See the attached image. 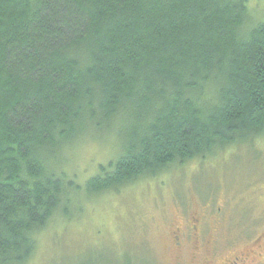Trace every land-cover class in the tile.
I'll use <instances>...</instances> for the list:
<instances>
[{
    "label": "trees",
    "instance_id": "obj_1",
    "mask_svg": "<svg viewBox=\"0 0 264 264\" xmlns=\"http://www.w3.org/2000/svg\"><path fill=\"white\" fill-rule=\"evenodd\" d=\"M246 2L0 0V264H25L81 192L264 136V22ZM87 132H116L118 154L82 187L48 163Z\"/></svg>",
    "mask_w": 264,
    "mask_h": 264
},
{
    "label": "rangeland",
    "instance_id": "obj_2",
    "mask_svg": "<svg viewBox=\"0 0 264 264\" xmlns=\"http://www.w3.org/2000/svg\"><path fill=\"white\" fill-rule=\"evenodd\" d=\"M246 1L252 25L263 23L264 0ZM90 135L69 143L57 155L58 165L48 163L82 187L99 165L118 154L116 132ZM87 196L77 195L69 216L54 214L36 234L25 264H199L194 242L182 249L174 244L186 213L221 209V223L209 220L214 243H244L243 231L264 224V136Z\"/></svg>",
    "mask_w": 264,
    "mask_h": 264
},
{
    "label": "flooded vegetation",
    "instance_id": "obj_3",
    "mask_svg": "<svg viewBox=\"0 0 264 264\" xmlns=\"http://www.w3.org/2000/svg\"><path fill=\"white\" fill-rule=\"evenodd\" d=\"M210 219L221 223L224 220L221 209L210 214L186 213L176 228L175 246L182 249L194 242L199 264H264V224L243 231L244 243H214L215 232L211 228L209 231Z\"/></svg>",
    "mask_w": 264,
    "mask_h": 264
}]
</instances>
